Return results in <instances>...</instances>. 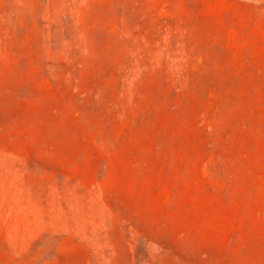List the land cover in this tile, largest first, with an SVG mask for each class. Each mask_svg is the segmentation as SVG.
<instances>
[{"label": "rangeland", "instance_id": "374dc122", "mask_svg": "<svg viewBox=\"0 0 264 264\" xmlns=\"http://www.w3.org/2000/svg\"><path fill=\"white\" fill-rule=\"evenodd\" d=\"M0 264H264V0H0Z\"/></svg>", "mask_w": 264, "mask_h": 264}]
</instances>
